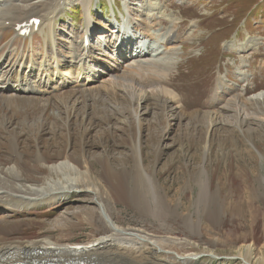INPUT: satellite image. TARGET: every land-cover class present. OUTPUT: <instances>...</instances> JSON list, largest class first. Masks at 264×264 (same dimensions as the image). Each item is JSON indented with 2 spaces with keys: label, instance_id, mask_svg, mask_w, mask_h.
Masks as SVG:
<instances>
[{
  "label": "rangeland",
  "instance_id": "1",
  "mask_svg": "<svg viewBox=\"0 0 264 264\" xmlns=\"http://www.w3.org/2000/svg\"><path fill=\"white\" fill-rule=\"evenodd\" d=\"M35 1L38 0L33 2ZM70 4L58 12L53 19L56 22L53 29L57 33L55 45L50 33L48 44L45 39L46 33H41L37 43L32 44L28 38L17 36L11 28L2 29L0 76H4L8 66L15 62L16 55L21 54L34 55L36 62L31 66L33 77L39 72L40 64L45 60L52 61L50 51L53 49L54 54L59 57L60 64H74L70 55L74 50L72 43L74 40L81 43L87 20L90 23L89 44H92L94 47L92 50L97 54L101 53L99 49H95L99 46L100 37H106L104 40H107L105 43L107 47L112 45L109 41L113 43V38L119 35L114 31V29L117 31L114 26L122 24L125 29L127 28V34H131L132 31L139 38L142 37V32L133 25L139 20L146 23V33L155 35V39L156 35L163 33L162 29L171 20L178 22L179 29L182 30L181 38L168 44L170 49L168 45L162 48L163 61L166 64L173 63L172 77L167 83L168 86L160 82L161 86L167 87L176 98L173 100L169 98L167 102L164 97L157 95L159 91L155 88L153 95L138 107L127 91L117 89L120 87L119 84L111 81V77L104 70L98 71L100 76L92 79V83L87 79L84 80L85 76L83 82L79 83L81 77H77V74L72 72L71 76L76 78H70V88L79 92L83 84L89 83L87 86L91 89L100 90L91 91V98L84 97L85 101L88 98L87 104L76 102L75 105L76 117H72L73 121L70 124L72 130L75 129L74 121L76 126L83 123V127L89 128L84 140L74 130L75 133L73 131L67 133L65 126L66 141L76 153L77 160H82L81 156L86 151V159L97 177L100 176L101 168L95 153H102L105 148L112 159V167L118 171L124 168L119 166L121 162L119 159H123L128 173H126L128 190L141 191L144 195L143 202L146 201V204L154 210L155 201L152 198L153 191L148 178L136 169L133 156V146L138 150L141 143L145 171L157 181L160 194L166 200L168 208L177 209L179 216L167 218L162 226L153 217L143 215L135 207L131 205L125 207L107 200L104 196V203H108L112 209L108 213L123 230L139 231L158 238L191 241L195 246L190 248V251L201 255L199 264H245L238 256V251L243 248L242 251L245 253L246 246L249 245L264 254V98L251 97L264 92V0H90L86 6L75 0ZM140 6L143 7L142 12L145 14L141 13L142 17H138L139 13H137L133 17L132 10L138 11ZM159 6L162 8L160 13L154 9ZM127 14L129 17L126 20ZM113 15H115L114 19L117 18V23L114 22ZM163 22L164 25L161 24ZM129 25L132 26V30ZM194 37L197 38L193 39ZM35 39H37L36 35ZM147 40L148 38H144L143 41ZM255 42H260L256 46L258 50L252 47ZM156 43L154 42V45ZM231 45H235L234 49H230ZM134 49H136L135 44L132 45V54ZM156 54L157 52H154L152 55L155 57ZM123 56L126 59L123 57L116 61V65L118 64L122 71L127 69V62L130 63L133 58L127 51ZM114 59L110 60L114 61ZM147 67L140 65L136 70L145 75ZM61 69L66 74V66H59L60 71ZM52 70L53 76L56 77L57 71L53 68ZM218 72L226 74L239 86L238 90L237 87L232 89L236 93L224 92L217 96L219 101L212 102L211 89H214L222 75H218ZM240 72L249 79L256 77L253 84L243 87L244 91H240L243 86L239 80L242 77ZM61 74L63 75V72ZM66 77L64 76V79ZM246 77L242 78L244 83L247 81ZM147 79L140 76L138 80L145 82ZM52 96L54 94L48 97ZM79 96H81L80 92L72 94L70 98L67 97L69 104L73 105L78 98L80 99ZM58 98L51 100L52 107L55 102L60 101ZM16 102L11 106L2 103L0 124L11 122L12 127H21L20 122L33 123L35 127L32 131L33 135L39 140L42 153L45 152L48 156L44 161L36 160V156L33 155L36 139L32 136V132H24L19 137V144L16 145L21 147L22 155L16 157L9 150L8 143L5 144L2 139L5 133L2 125L0 166L4 169L13 165L19 166L22 179L29 184L47 182L52 172L50 166L59 163L55 151L66 144L63 126L58 120L65 119V124L68 125V119L64 115L60 117L61 119L54 117L57 116L58 111H49L50 108L46 107L45 102H27L19 97ZM225 102L227 104L224 105ZM237 103L241 106L235 110L236 112L232 111L231 107ZM131 108H136L139 111L138 115H141L143 123L141 142L137 136L138 128L136 129L135 124L136 127L133 126L136 113ZM222 108L225 109L226 117L237 114L238 122L244 119L246 123L242 125V129L238 128V123L234 126L222 123L221 130L215 135L211 134L214 139L210 138L209 142H213L205 147L208 137H204L201 130L205 117L209 112L219 113ZM120 111L124 113V117ZM126 117L132 123L124 125L126 130L121 132L116 127L120 125L122 119L125 121ZM247 122L252 126L250 129L247 128L249 126ZM6 126L7 124H4V127ZM207 149H209L208 154H206ZM204 188H207L205 195H203ZM72 194L69 199L53 206L42 201L29 203L19 198H15L13 202L19 203L20 207L16 206L13 210L6 206L5 209H1L0 206V242L3 237L1 231H8L4 234L5 238L3 237L4 240L6 239L5 242L40 241L48 238L61 246L88 244L104 236H110V229L103 228V225L100 228L99 224H93L95 223L93 220V223L90 222L91 218L101 217V214L94 213V210L99 208L92 195L85 191ZM204 204L218 212L217 224L213 225L203 218ZM147 205L145 206L148 207ZM85 208L91 209L83 215ZM7 215L9 217L4 222L3 219ZM183 218L192 219L199 228L197 233H193L186 226ZM65 219L70 223L63 231L57 227L56 222ZM217 238L219 243L215 241ZM259 257L260 254L256 258L253 257L252 264H258Z\"/></svg>",
  "mask_w": 264,
  "mask_h": 264
},
{
  "label": "bare ground",
  "instance_id": "2",
  "mask_svg": "<svg viewBox=\"0 0 264 264\" xmlns=\"http://www.w3.org/2000/svg\"><path fill=\"white\" fill-rule=\"evenodd\" d=\"M33 1L34 0H0V33L2 29L6 27L7 24L9 27L13 29V31L18 33L19 32L18 26L20 24L24 22H28L31 18L35 17L41 20V24L38 30L41 31L42 33H46V30L48 29V32L52 34L53 39L55 41L57 33L53 29L54 24L56 23L53 19L56 17L58 12H61V10L66 6L71 5L70 3H73L75 0H73V2H69V0H38L35 2ZM78 1L83 6H86V4L90 3V0H78ZM154 9L158 10V13H160V10L162 8H160L159 6L158 8H154ZM142 11H144L142 6L139 7L138 11H134L133 9L132 10L133 17H135V14L137 13H139L138 17H142L141 14L143 13ZM114 22L116 23L118 22L116 17L114 19ZM161 24L164 25V22ZM133 25H135L137 29L139 28L141 30L142 37L137 38L138 35L136 33H132L131 31L132 26L130 25L129 26L131 29L130 30L131 34L126 33L127 28L125 29L122 26V24L118 26H114L117 29V31L115 29L114 31L119 35L113 38L114 40L113 43L109 41V43L112 45L109 46L107 45V47H105L106 46L105 43L107 41L104 40L105 36L100 37L99 46L98 48L95 49L96 50L99 49L101 53L97 54L96 51L93 52L92 49L94 47H92V44H90V46L87 45L89 40L84 39L85 36H87L88 32L90 33L89 22L87 21L85 30L83 32L84 38L81 39V43H79V41L76 42L75 40L72 43L74 50H72L71 57L74 60V64L72 65H68V64L64 65L63 63L60 64L59 57L58 56L55 57L52 54L53 55L52 62L50 60H46L44 64L39 65V74L38 76H36L38 77V81L36 84H31L29 82L30 81L29 76L31 74V70L29 67L26 66L27 64L29 65L32 62L34 66L36 62L34 55L33 54L31 55L30 53L28 55L25 54H21L19 56L16 55L15 65L17 62H19L18 60H21L20 66L23 65L24 67L26 66L24 69H20L16 71L14 74L16 81L20 82L19 89H21V92L24 94V96L22 95L19 96L18 94H16V96H14L12 99H9L7 96H3L5 95L6 92L4 90V85L0 86V92L2 91V93L0 94V106L2 105V103L6 104V106L7 105L11 106L14 103H17L16 101L18 96L20 99L26 100L27 102L28 101L45 102L47 103L46 107L48 109L50 108L49 111L52 110L58 111L57 116L54 117L60 118L62 115H64V117L68 119V125L65 124V119L60 118L61 120H58L61 121L62 123L63 131H64L63 135L66 144L63 145V147H60L59 150L55 151L56 156L59 158V163L50 166V170H52V172L50 178L47 179L48 180L47 182H42L41 184H29L25 179L24 180L22 179L23 177L21 176V169L19 168V166L13 165L6 169L0 166L1 209H5L7 207L13 210L15 209L14 207L16 206L20 207L19 203L13 202L15 198H19L22 201L29 203L32 201L33 202L42 201L43 203H47V205L49 206L50 205L53 206L69 199L70 196L73 195L72 193L85 191V193L91 194L92 197L94 198V201L97 202L98 204L99 209L94 210V213L97 212L99 215L101 214V217L96 216L94 218H91L90 222L93 223L92 220L95 221V223L93 224L96 225L99 224L100 228L101 225H103V228H108L111 230V234L110 236H104L99 240L88 244H83V245L72 244V245L61 246V245H57L53 240L48 238H44L40 241L5 242L6 239L4 240L3 237L5 238L4 234H7L8 231H1L3 237L1 236L2 242H0V264H59V263L60 264H199V259L201 255L190 251V248L195 246L194 245L195 243L192 244L193 242L191 241H185V240L181 241L172 238H158L153 235H149L139 231L123 230L118 226L117 223L114 222L111 215L108 213L111 212L112 209L110 208V205L108 203H104L103 201L104 196L107 200L112 202H117L125 207H129L130 205L135 207L138 211H141L143 215L149 218L153 217L161 225L164 223V221L167 218L170 219L179 216L178 214L179 211H177V209L172 210L168 208V204L166 203V200L160 194V190L158 189L157 186V181L154 180L155 178H153L152 176H149L145 171L146 168H144L143 157L141 155V143L138 146V150L136 146H133L134 147L133 156L135 160L136 169H138L139 172L141 171V173L148 178V183L150 184V187L153 191L152 198L155 201L154 210H152L146 204L147 203L146 201L145 203L143 202L142 196L144 195L141 191L132 190V189L131 191L128 190L129 188L127 187L126 184V180H127L126 177L128 176L127 175L128 173L125 168V163H123V159H119L121 161L119 166H123L124 168L118 171L112 167L113 166L112 159L108 156L105 148L102 151L103 154L95 153L96 160L98 161L101 168V170L99 171L100 176L97 177L93 174L91 164L86 159V151L81 156L82 160H77L76 153L72 150L69 142L66 141V134L64 130L66 128L65 126H67V130H68L67 133H69L70 131L72 132L74 130L75 132L80 134L79 136H81L82 140H84L85 134H87L89 131V128H85L82 126L83 123L81 125H78L79 127L76 126L75 121L73 122L75 129L72 130L73 127L71 126L70 123L73 121L72 117H76V113H77V110L75 108L76 102L77 104L80 103L87 104V102H89L88 98H91V94H92L91 91L100 90L96 88L91 89L88 86L89 83H92L93 81L92 79H96V76L98 77L100 76L98 71L101 69L104 70L105 73L111 77V81H113L116 84H119L120 87L117 89H120V91L123 92L127 91L129 93L130 97L133 99V102H135L138 105V107L141 106L140 104L142 102H145L147 98L153 95V90L155 88L158 89L159 91L157 92V95L161 98L164 97L167 102L169 98L172 100L176 98V95L172 91L168 90L167 87H165L168 86L167 83L172 77L173 71L171 66L173 63L166 64L165 61H163L162 58L164 56L162 55L164 51L162 50V48L166 47L168 44H171L181 38L180 32L182 30L179 29L178 22H175V20H171L170 23L167 25V26L170 25L169 29L165 31V33L160 34L158 38L156 37L155 39L152 34L146 33L145 22L137 21L136 23H133ZM162 30L160 31L162 32ZM34 37L35 34L32 33L31 38L33 39V41H34ZM144 38H148V41H143ZM154 42H157L156 45H154ZM134 44L136 49L133 50V54H132V45ZM258 44H260V42L259 43L255 42L253 44L252 47L254 50H258V47H256ZM234 47L235 45H231L230 49H234ZM168 49H170V45H168ZM126 51L129 52V55H131V57L133 58L131 59L130 63L126 61L127 62L126 65L129 66L127 67L126 70L122 71L119 68V66H117L118 64L116 65V61L118 59H122L124 57L123 56L124 52ZM242 51L243 50H241L240 48V52ZM154 52L155 53L157 52L155 57L152 56ZM109 54L111 55L108 56ZM112 56L115 59L111 58ZM110 59H114V61ZM124 59L126 58L124 57ZM15 65L10 64V66H8L7 72H9ZM61 65L63 67L66 66V70H67L66 74H64V71H62V69L61 71L59 70V66ZM140 65L148 66L145 71V75L143 73L137 72L136 68H139ZM52 68L56 70L57 73L59 74L63 72V76L54 77L53 76L54 72H52ZM72 72L76 73L77 77L79 78L81 77L79 83L83 82L82 80L84 76H85L84 80L87 79L89 83H87L88 86L86 88L80 89L79 91L81 93V96H79L81 100L78 98L73 105H70L69 98L72 96V94L79 93L74 89L70 88V82H69L70 78L72 79L76 78L75 76L73 77L71 76ZM64 76L66 77L65 79ZM140 76H144L146 77V79L148 78L147 81L143 82L144 81L143 79H142L143 81H139L138 79L140 78ZM227 81H228L227 77H225L224 75L220 76L219 81H217L215 84L216 93H218L223 89V87H225ZM160 82H162L163 85H165L164 86L165 88L161 86ZM57 90L59 92L58 95L54 94ZM50 94H54V96L48 97ZM34 96H37V98H33ZM55 97H59L60 99L59 98L58 99L60 101L55 102V104L52 107L51 103L53 101L51 100H54ZM84 97H88L86 101L84 100ZM251 97L252 99L253 98L263 99L264 92ZM240 103H237L233 107H231L232 111H235L238 107H240L241 106ZM242 109L244 108L242 107ZM131 110L136 113V115L134 113L135 120L133 121V126L136 125L137 126V127L135 126L136 129L138 128L137 136L140 141L142 138V128H143L141 115H138L139 111L136 108H131ZM216 112L207 113L205 120L203 122V126L201 127V130L204 133V137L205 136L208 137L205 143V147H207L209 143L213 142V141L209 142L211 141L210 138H213L211 137V134L214 133L215 135L216 132H219L221 130L220 127L222 123L224 122L229 123L232 126L238 123L239 129H242V125L246 123L245 122L246 120L244 119H242V121L240 120L241 123L238 122V118L236 117L237 114H235L232 117L230 116L226 117L225 109L223 108L219 113ZM120 113L122 117H124V113L122 111H120ZM126 118L127 119L125 121L124 119H122L120 125L116 127L117 129L121 130V132H125L126 130L125 128L126 126L124 127V125L132 123L128 121V117ZM20 123H22L21 127L18 126L12 127L11 122L10 123L3 122L0 124V129L2 125L3 128L5 129V133H3L4 136L3 134L1 135L3 136L2 139L4 140L5 144L8 143L7 145H9V150L12 152V154H15L16 157H21L22 155V150L20 149L21 147L16 146L19 144L20 135L24 132L26 133L32 132L35 128L33 123L26 124L27 122L25 123L24 121ZM4 124H7V126L4 127ZM57 126H59V124ZM251 127L252 126L249 125L247 128L250 129ZM74 131L73 133H75ZM237 132H239V130ZM5 135L8 137H6ZM32 136L36 137V135H33V132H32ZM34 143H33L34 144L33 155L36 156V160L44 161V159L48 156V154L45 152L42 153L39 140L36 139V142ZM57 143L59 144V142ZM46 146L47 145H45V147ZM208 150L209 149H207L206 154L209 153ZM206 189L203 190V195L207 193ZM145 205H147L148 207H146ZM4 206L6 207L4 208ZM90 209L91 208H87V209L85 208L83 211V215L87 214V210ZM203 210L204 211L202 213V216L206 221L212 223L213 225L218 223L219 215L215 209L204 204ZM8 217H9L8 215L7 217H4V219L2 217L3 221L6 222ZM76 218L78 219V217ZM183 220L186 226L189 227V229L193 233H197V230L199 228L197 225H195L192 219L183 218ZM69 223H70L69 220L65 219V221L60 220L56 222V225L59 229L65 231V228L69 226L67 225ZM215 241L217 243L220 242L218 238L215 239ZM246 247L247 248L245 253L242 251L243 248H240L238 251L239 252L238 256L243 260L245 264H252L251 259L253 257L256 258L258 254H260V257L258 258L259 261L258 264H264V256H263L264 254L261 251H256V249L251 245ZM209 255L212 256L213 254L209 253Z\"/></svg>",
  "mask_w": 264,
  "mask_h": 264
}]
</instances>
